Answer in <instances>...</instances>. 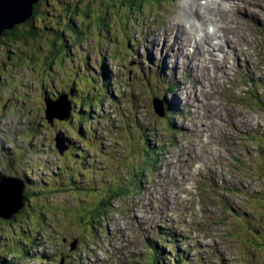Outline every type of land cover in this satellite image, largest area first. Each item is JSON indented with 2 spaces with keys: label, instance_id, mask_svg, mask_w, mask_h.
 I'll return each instance as SVG.
<instances>
[{
  "label": "rangeland",
  "instance_id": "obj_1",
  "mask_svg": "<svg viewBox=\"0 0 264 264\" xmlns=\"http://www.w3.org/2000/svg\"><path fill=\"white\" fill-rule=\"evenodd\" d=\"M190 2L39 0L44 32L0 45V171L35 185L26 211L0 217V264H264V0L245 1L263 19L242 43L250 65L201 84L194 42L156 37L199 24L180 17ZM63 94L74 109L50 121ZM110 184L123 191L98 217Z\"/></svg>",
  "mask_w": 264,
  "mask_h": 264
},
{
  "label": "bare ground",
  "instance_id": "obj_2",
  "mask_svg": "<svg viewBox=\"0 0 264 264\" xmlns=\"http://www.w3.org/2000/svg\"><path fill=\"white\" fill-rule=\"evenodd\" d=\"M245 1L247 0H218L217 2L214 0H206L205 4L200 5L203 10L200 11L197 9V11H193L192 5L194 6L196 2L194 0V2H190V4H188V7H184V9L180 12V17L190 14L193 16V14H195L199 22L197 26L193 22L190 27L185 30L183 25L179 24V20H177L178 27L175 38L173 37L172 25L170 26L168 32L164 34H157L156 37L159 39L164 37L163 45L168 42L167 38L170 39L169 42L172 43L179 39L177 43L181 44L183 42V47L184 43L187 41L194 42L192 52L195 55V59L198 60V69L195 71L197 74L194 73V78L197 82H199V84H201V81L200 79H197L198 75H204L205 80L209 83L215 82L218 78H227L236 68L234 60L237 61L239 66L241 61L250 65L251 58L242 49V43L249 40V33L252 31L250 18H254L253 22L256 20L259 22L258 24H260V26H263L261 22L263 19L258 16V11L254 8L252 11V2L245 3ZM253 6L259 7L262 11V3L255 2ZM240 9H242L241 12L243 13L239 12ZM236 10H239L238 16H235L234 14V11ZM180 19L183 21L182 18ZM194 26L199 29V33L196 36L197 39L194 35H191V28ZM209 26H213L214 30L211 31L207 29ZM153 46L155 47V42H153ZM182 58L183 56L176 53L174 60L175 64L178 65ZM216 63L219 64L220 67L213 69L212 65ZM250 72L252 73V70H250ZM191 89L192 88L186 89L187 100L189 101L187 106L193 108L194 112V110L196 111V108L201 105L202 101L200 100V102L194 104L195 99L198 98V92L197 94L190 93ZM213 93H215V91ZM208 100L210 102L214 99L211 100L208 98ZM216 101H223L226 103V106L228 103V101H224L221 98L216 99ZM204 115H206V117L204 116V119L202 120L206 125L209 120V112ZM235 121L238 124V121ZM235 121L231 122L233 123V127L237 125ZM204 132V134H207L211 138L210 131L206 130ZM209 137L204 136V139L209 140ZM213 180L215 182L217 181V179Z\"/></svg>",
  "mask_w": 264,
  "mask_h": 264
},
{
  "label": "water",
  "instance_id": "obj_3",
  "mask_svg": "<svg viewBox=\"0 0 264 264\" xmlns=\"http://www.w3.org/2000/svg\"><path fill=\"white\" fill-rule=\"evenodd\" d=\"M38 1L39 0H0V37L6 30L29 21L34 15V5H36ZM61 97L65 98V100L60 98V100H62L61 103H57L58 100H46V117L50 121H53L55 118H64L68 112L70 115L72 109L71 102L68 100L67 94H63ZM153 100L156 111L162 115L164 113L162 111L163 100L158 101L156 97H154ZM57 146L61 149L60 151L62 153L66 147H69L62 135L57 137ZM10 189H13L14 192ZM25 189L26 183L24 178L6 175L0 171L1 218L11 219L24 207Z\"/></svg>",
  "mask_w": 264,
  "mask_h": 264
},
{
  "label": "trees",
  "instance_id": "obj_4",
  "mask_svg": "<svg viewBox=\"0 0 264 264\" xmlns=\"http://www.w3.org/2000/svg\"><path fill=\"white\" fill-rule=\"evenodd\" d=\"M162 0H157V2L158 3H160ZM147 2V0H138V3H137V5H142V4H144V3H146ZM40 3H37L36 5H34V15H33V17L29 20V21H27V22H25V23H22V24H19V25H17V26H15V27H13L12 29H8V30H6L4 33H3V35L1 36V38H0V40L1 39H3V40H6L7 39V41H8V39H12V41H18V40H22V39H24V40H27V39H29L30 37H32V36H34V35H36V34H38V33H40V32H44V31H42L41 29H38V28H35L34 27V24H33V22H34V17L36 16V12H37V9H38V7L40 6L39 5ZM134 6V5H133ZM132 7V6H131ZM140 11H141V9H139ZM69 23V22H68ZM20 27H25V28H27V30H24V33H25V36H26V38L24 37V35L22 34V32H20L19 31V29H20ZM49 29H51V28H49ZM5 37H6V39H5ZM55 41H57V39H54ZM10 52V51H9ZM105 78V77H104ZM74 89V87L72 88V90ZM170 90H172V91H174L175 89H174V85H172L171 84V86H170V88H169ZM92 100H94L93 99V97H90ZM69 101H70V99H69ZM71 102V101H70ZM84 102H86V101H84V100H81V102L79 103V107H81L82 105L81 104H83ZM165 106H166V99H165ZM92 103V101H90L88 104H89V106H90V104ZM89 106H87V108L89 107ZM84 107H85V105H84ZM86 108V107H85ZM86 108V110H88ZM74 109V106H72V110ZM87 115H88V113L87 114H82V116L84 117V118H87ZM129 133V132H128ZM62 135V134H61ZM63 136V135H62ZM64 137H66V136H64ZM67 139H69L68 137H66ZM70 144V143H69ZM147 151L149 152V151H151V150H149V149H147ZM25 183L26 184H28V186L26 187L27 189H25V205H26V203H28V201L30 200V196L32 195V193H34L33 192V190L35 189V188H33L35 185H33V182H30V181H26V179H25ZM33 186V187H32ZM110 186V189H107V190H105V191H103V194H105L104 195V197H105V199L103 198V199H101V200H99V204L98 205H100L103 209L99 212H96V213H98V217H100V216H102L103 217V214L105 213V211H106V209H107V205L105 204L106 203V201L108 200V199H110L111 197H117L118 195H120L121 193H122V191H123V189L121 190V191H119V190H117V189H115L114 187H112V184H110L109 185ZM97 200V199H96ZM24 205V206H25ZM25 209V210H24ZM26 211V208L25 207H23L22 209H20V212L18 211L11 219H13V220H15V216L16 215H18L19 213H21L22 211ZM91 219H94V217L93 218H91ZM5 220H10V219H5ZM92 225H93V223H92ZM182 241H185V240H182ZM24 251H25V249H24ZM11 255H14V253H10ZM8 258H7V254H4V255H2V257L0 258V262L1 263H5V261L7 260ZM152 259L153 258H151V261H152ZM151 261H150V264H154V262L152 261V263H151Z\"/></svg>",
  "mask_w": 264,
  "mask_h": 264
},
{
  "label": "flooded vegetation",
  "instance_id": "obj_5",
  "mask_svg": "<svg viewBox=\"0 0 264 264\" xmlns=\"http://www.w3.org/2000/svg\"><path fill=\"white\" fill-rule=\"evenodd\" d=\"M1 38V37H0ZM5 39H6V37H5ZM3 42V43H2ZM7 42V39L6 40H3V39H1L0 40V45H2V44H5ZM10 58H11V56H10ZM1 69H3L4 70V67L3 66H0V70ZM0 83H1V81H0ZM70 146H71V142H70ZM2 169L4 170V172H2V173H4V174H6V175H11V176H16L17 177V175L15 174V171L14 170H8L5 166L4 167H2ZM23 178V177H22ZM28 186V184H26V187ZM33 187V186H32ZM27 189V188H26ZM17 218V215L15 216V219ZM10 220H12V221H14L13 219H10ZM4 221H6V220H4ZM6 222H8V221H6ZM159 242H161V241H159Z\"/></svg>",
  "mask_w": 264,
  "mask_h": 264
}]
</instances>
